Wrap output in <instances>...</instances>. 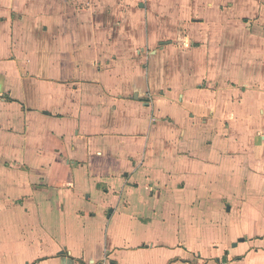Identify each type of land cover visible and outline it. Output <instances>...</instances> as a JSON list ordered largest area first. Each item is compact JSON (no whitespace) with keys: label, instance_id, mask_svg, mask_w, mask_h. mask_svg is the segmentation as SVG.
<instances>
[{"label":"crops","instance_id":"0c3cea01","mask_svg":"<svg viewBox=\"0 0 264 264\" xmlns=\"http://www.w3.org/2000/svg\"><path fill=\"white\" fill-rule=\"evenodd\" d=\"M0 264H264V0H0Z\"/></svg>","mask_w":264,"mask_h":264},{"label":"water","instance_id":"95a60500","mask_svg":"<svg viewBox=\"0 0 264 264\" xmlns=\"http://www.w3.org/2000/svg\"><path fill=\"white\" fill-rule=\"evenodd\" d=\"M233 246H234V244H233Z\"/></svg>","mask_w":264,"mask_h":264}]
</instances>
